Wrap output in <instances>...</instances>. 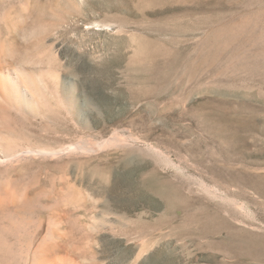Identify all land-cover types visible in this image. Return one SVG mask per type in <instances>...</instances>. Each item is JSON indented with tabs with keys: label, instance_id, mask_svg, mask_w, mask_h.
Masks as SVG:
<instances>
[{
	"label": "rangeland",
	"instance_id": "rangeland-1",
	"mask_svg": "<svg viewBox=\"0 0 264 264\" xmlns=\"http://www.w3.org/2000/svg\"><path fill=\"white\" fill-rule=\"evenodd\" d=\"M50 65L0 128L73 148L0 170V264H264V0H0V69Z\"/></svg>",
	"mask_w": 264,
	"mask_h": 264
},
{
	"label": "bare ground",
	"instance_id": "bare-ground-1",
	"mask_svg": "<svg viewBox=\"0 0 264 264\" xmlns=\"http://www.w3.org/2000/svg\"><path fill=\"white\" fill-rule=\"evenodd\" d=\"M55 69L56 68H52V66H51V70L49 71V73H47V71L46 72L42 71V69L41 70L39 69L40 71H38V72H35V70L34 71H28L24 66H18V67H15V68H7V67H5V68L0 69V98H6L7 100H10V97L12 98V96H15V98L17 99V102L21 103L19 97L22 96L23 99L26 100V101L27 100H31V101L33 100V101H37L38 102L40 98L43 99L45 97V95H44L45 93L43 94L42 90L48 88V86H49L48 84L52 85L51 82L53 81L52 77L55 74L54 73ZM46 76H49L48 77L49 79H46ZM21 92H23L24 95L21 94ZM5 129H1L0 128V170L3 169V168H5L6 170H9L11 167L17 166L16 165L17 163L19 165L20 162H22L23 160H25L27 158H31L32 156L36 157L35 155H39V156L40 155H43V156L44 155L45 156H47V155L54 156V155L60 154L61 152H66V150L68 151L69 149L73 148L72 146H69V145L64 146V147H52V148L36 147L34 144H32L34 146H31V145L24 146L22 144L17 143L16 142L17 139L14 140L15 142L12 141L13 138L10 137V136H9L10 140L7 139L6 137L8 135L5 137V134H4L5 133L4 132ZM6 134H8V133L6 132ZM120 141H121V139L118 138L117 142H120ZM7 172H9V171H7ZM1 175H4V173H1ZM12 179H13L12 176H7V175L6 176L5 175L4 176H0V212L2 213L3 211H5L7 213L6 215H8L10 218L14 219L15 215L18 214V217H19V215L21 213L25 212V206L28 203L27 202L28 193L26 194L24 189H23L24 191L22 190V192L21 191L19 192V190L14 186V184H13L14 180L12 181ZM30 202L31 201H29V204H31ZM5 212H3V214ZM21 215H20L19 219H20V222H22V225L20 224V226H23V224L26 223V220H25L24 216L23 215L21 216ZM27 215H28V213H27ZM41 220H43L41 217H40V220H37L38 225L36 224L37 226L35 228V231L33 232L36 237H40V236L45 235V233L46 234L48 233L46 231V229L44 231V227H43V230H42L41 226H43V224H42ZM47 223H49V222H47ZM14 224H16L15 226L17 228V223H14ZM34 225H33V227H34ZM26 226H29V225H26ZM26 226L22 227V231L23 232L27 231ZM53 229H54V227H53ZM16 231H18V229ZM52 231L49 232V234L51 233V235H52ZM27 232H29V231H27ZM26 235H32V234H30V232H29V234L26 233L24 236L26 237ZM44 238H45V236L43 237V239ZM40 239H41V237H40ZM23 242H24V240H23ZM21 243H22V241H21ZM23 247H25V246H23ZM23 249H25V248H22V250ZM41 250L43 251L42 248H41ZM25 252H24V250H23V252H21L22 256L19 254L22 257L21 258L22 259L21 264H28L30 262L28 260L29 258L27 259V257L25 256ZM18 253H20V251ZM14 256H12V257H14ZM39 256L40 257L38 259V262L34 261V264H59V263L61 264L60 260L59 261L55 260L56 258L54 260L52 258L51 263H49V261H48V263H45L44 262V258L41 257L42 253L39 254ZM16 259H17L18 262L21 261L20 259L18 260V258H16ZM65 261H63V262H65ZM18 262H16V263L18 264ZM71 263L73 264L74 262H71ZM29 264H31V262Z\"/></svg>",
	"mask_w": 264,
	"mask_h": 264
}]
</instances>
